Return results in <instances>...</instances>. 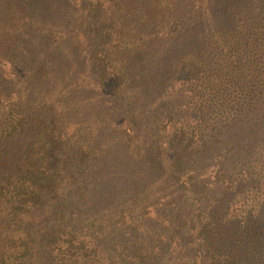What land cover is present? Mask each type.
<instances>
[{"label": "trees", "instance_id": "1", "mask_svg": "<svg viewBox=\"0 0 264 264\" xmlns=\"http://www.w3.org/2000/svg\"><path fill=\"white\" fill-rule=\"evenodd\" d=\"M61 2L0 0V264H264V0Z\"/></svg>", "mask_w": 264, "mask_h": 264}, {"label": "rangeland", "instance_id": "2", "mask_svg": "<svg viewBox=\"0 0 264 264\" xmlns=\"http://www.w3.org/2000/svg\"><path fill=\"white\" fill-rule=\"evenodd\" d=\"M61 0H35L34 10L36 11V15L39 17L40 14L48 15L50 18H53L54 21L61 22L58 20L63 19L62 13L65 11L63 10L64 8L61 6ZM52 4H55V6H52ZM53 9H55V14H53ZM73 13V12H72ZM73 15H77L76 11L74 12ZM65 19V17H64ZM67 25V21L65 22ZM68 47L72 48V45H69ZM70 49V48H69ZM63 53H59L58 58H57V65L53 66V69L57 71H60L62 68L67 71V77L65 78L64 85H68L69 87L75 86L77 93L76 96L78 97L79 101H77V108H78V113H72V116H75L73 119H71L67 125V130L69 138L72 139V141L75 143L71 144L72 146H78L82 143H79L83 141L82 134L79 132V130L75 129V123L77 122L76 119H82L86 120L88 122H91L93 120V125L96 126L98 123L100 126L104 127L103 125H106V117L104 116L107 114L106 108L107 106V96L104 91H99L97 90V82L95 75L92 73L89 74L88 68L84 65L83 62H79L75 57H70L69 53L67 52V49H62L61 50ZM52 55H50L51 58ZM54 58V63L56 61V58ZM64 71V72H65ZM73 92H76L75 89H73ZM102 92V93H101ZM30 102H38L40 101V97L38 96L37 93L31 94L29 96ZM80 104V106H79ZM79 114V115H78ZM76 118V119H75ZM89 128H90V123H89ZM73 130H76L74 132ZM76 141L78 144H76ZM116 153L109 152L107 155H105L104 160L107 165H103L101 163V166L107 171L114 169L117 167V163L119 162L116 161L115 156ZM104 170V171H105ZM115 178H111L106 176L104 178V183L107 186L109 184V181H113ZM110 188V187H109ZM108 188V189H109ZM113 190V188H112ZM113 195L107 199L104 200L105 203H109ZM103 202V201H102ZM103 202V203H104Z\"/></svg>", "mask_w": 264, "mask_h": 264}]
</instances>
